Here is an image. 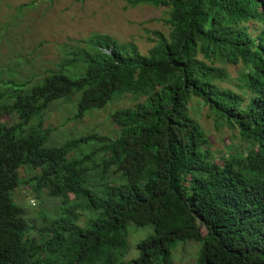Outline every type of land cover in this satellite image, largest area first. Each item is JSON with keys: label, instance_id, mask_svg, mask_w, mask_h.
I'll return each mask as SVG.
<instances>
[{"label": "trees", "instance_id": "16d2710c", "mask_svg": "<svg viewBox=\"0 0 264 264\" xmlns=\"http://www.w3.org/2000/svg\"><path fill=\"white\" fill-rule=\"evenodd\" d=\"M164 9L167 34L145 54L91 34L54 69L0 92V264H264V0H125ZM222 65L237 66L231 89ZM128 95L112 135L48 144L42 115L74 97L72 119ZM195 98L231 142L210 149L188 114ZM29 176L20 179L19 170ZM28 185L61 207L27 223L12 192ZM146 229L125 260L128 230Z\"/></svg>", "mask_w": 264, "mask_h": 264}, {"label": "rangeland", "instance_id": "374dc122", "mask_svg": "<svg viewBox=\"0 0 264 264\" xmlns=\"http://www.w3.org/2000/svg\"><path fill=\"white\" fill-rule=\"evenodd\" d=\"M164 12L148 5L129 7L125 0H0V92L11 81L25 82L31 76L54 69L64 48L79 44L91 34L107 35L117 44L131 42L139 53L145 54L152 45L149 40H154L153 32L167 34L162 22ZM222 68L230 81L219 86L231 89L238 67L222 65ZM74 99L53 103L42 115L44 126L50 129L48 144L59 145L86 134L112 135L110 114L130 108L135 102L128 95L113 97L102 109L74 120L71 117ZM188 114L203 131L211 150L234 145L230 141L232 133L224 127L215 128L199 100H189ZM0 122L9 125L15 122V117L1 115ZM19 174L22 181L29 176L25 168ZM11 197L22 208L27 223L36 227L43 224L42 217L46 220L55 217L61 207L58 199L44 193L36 197L28 185L19 186ZM146 229L129 228L125 260L134 257V244ZM197 248L194 242L176 243L171 252L172 264H194Z\"/></svg>", "mask_w": 264, "mask_h": 264}, {"label": "built area", "instance_id": "2783aa9c", "mask_svg": "<svg viewBox=\"0 0 264 264\" xmlns=\"http://www.w3.org/2000/svg\"><path fill=\"white\" fill-rule=\"evenodd\" d=\"M30 203H31V202H30ZM31 205H34V202H32Z\"/></svg>", "mask_w": 264, "mask_h": 264}]
</instances>
